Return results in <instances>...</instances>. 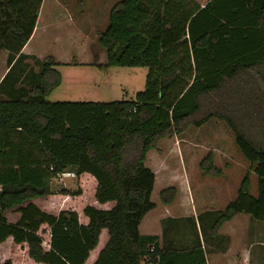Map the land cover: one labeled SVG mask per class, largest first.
<instances>
[{
  "label": "trees",
  "instance_id": "trees-1",
  "mask_svg": "<svg viewBox=\"0 0 264 264\" xmlns=\"http://www.w3.org/2000/svg\"><path fill=\"white\" fill-rule=\"evenodd\" d=\"M42 1L0 0V55L8 52L11 68L25 57ZM97 43L106 66L148 67L145 90L134 101L51 102L62 78L49 56L30 95L0 99V245L12 239L39 264H207L200 243L164 247L140 232L156 207L145 162L163 138L224 120L257 176V195L248 171L215 212L212 234L240 213L264 222V0H121ZM67 168L81 187L62 196L89 199L91 188L80 210L50 207L51 180ZM200 168L220 174L211 153ZM176 195L168 187L160 199Z\"/></svg>",
  "mask_w": 264,
  "mask_h": 264
},
{
  "label": "rangeland",
  "instance_id": "rangeland-1",
  "mask_svg": "<svg viewBox=\"0 0 264 264\" xmlns=\"http://www.w3.org/2000/svg\"><path fill=\"white\" fill-rule=\"evenodd\" d=\"M95 2L101 4V7L106 3L105 0H95ZM68 35L70 34H62L53 28L49 34L50 41L40 48L42 57L44 55L53 56L52 53H56L58 59L57 61L54 55L58 63L56 68L62 78L61 85L48 96L49 101H134L136 94L145 90L148 67L101 66L98 60L100 47L95 31L93 52L89 44L61 42L60 38L65 39ZM94 51L97 53L96 58H94ZM42 57L35 54L18 57L11 68L7 63L8 55H1L0 99L30 95L31 86L39 81L42 61L46 58ZM73 61L82 63L71 64L74 63ZM90 62L95 64H88ZM2 75H4L3 78ZM209 153L213 156L214 165L220 170L217 176L206 175L200 168L201 161ZM145 164L156 175L151 195L156 207L154 211L145 216L139 230L147 235L158 233L164 247L175 242L178 249L191 248L196 246L200 240L198 236L200 233L204 239L210 236L215 212L224 209L230 201L236 198L240 184L248 171H251V192L257 195V176L251 170V163L245 159L236 145L234 133L229 125L219 118H212L200 127L190 125L179 135H169L163 138L156 149L150 150ZM84 178L85 182H92L88 177ZM80 180L72 168H67L66 171L53 178L51 189L54 193L51 196L53 201L50 207L53 208L56 204L57 209L54 208L55 210L62 208L80 210L83 205L89 203L91 200L90 187L87 192L90 200H78L72 195L62 196L61 194V190L64 189L77 192L81 187ZM85 182H83V187ZM168 187H175L177 195L172 205L167 207L160 199V192ZM85 191L87 190L84 188L82 192ZM183 200L187 201V207L198 206L196 215L200 221L204 218V221L200 223V231L197 230L193 219L188 218L182 221L179 219L176 224L166 220L165 216L170 211L174 215L182 214L179 207ZM201 202L207 203L206 206L211 209L207 214L209 216L201 210V205H203ZM259 228L264 230V222L253 219L254 238L264 236L263 232H259ZM217 233L220 237L222 236L219 230ZM174 237L178 240L173 241ZM255 247L257 246H254V249ZM0 259L2 261L11 259L14 264H39L30 259L27 250H21L12 239L0 245ZM143 264L149 263L144 261Z\"/></svg>",
  "mask_w": 264,
  "mask_h": 264
},
{
  "label": "crops",
  "instance_id": "crops-1",
  "mask_svg": "<svg viewBox=\"0 0 264 264\" xmlns=\"http://www.w3.org/2000/svg\"><path fill=\"white\" fill-rule=\"evenodd\" d=\"M108 1L110 2L108 3ZM119 1L121 0H105L106 3L101 7V4H97L95 0H43L34 32L23 47L22 54H35L42 57L40 48L50 41L49 34L53 28L62 34H70L65 39L60 38L61 42L89 44L92 50L94 31L97 34L107 27L110 11ZM1 55H8V52L3 51ZM52 55L56 56V53H52ZM98 56V60H100L99 64L106 65L107 55L105 50L101 49ZM43 57L46 56L44 55ZM96 57L97 55L95 54L94 58ZM73 62L71 64L82 63L80 61ZM88 64L95 63L90 62ZM4 75H2V78ZM186 202L183 200L180 203L179 209L182 213L181 215H174L170 211L165 216L166 220H170L172 224H176L179 219L181 221L188 218L193 219L195 220L197 230L200 231V223L204 221V218L200 221L197 217V205L194 206L195 208H190L187 207ZM165 205L168 207L172 203ZM206 205L207 203H203L201 210L207 215L211 209ZM154 210L155 208L150 212ZM196 219H198L199 223L196 222ZM259 232H263L264 234L263 229H260ZM219 234L222 236L220 237L218 233L214 235L211 233L206 239L203 238L201 233L198 235L200 237L198 243H201L206 252L207 264H264V238H262L264 236L254 238L253 219L250 215L245 213L235 215L231 220L222 225L219 229ZM153 235L159 234L155 233ZM175 240H178V238L174 237L173 241ZM171 244H175V242ZM254 246L257 247L254 249Z\"/></svg>",
  "mask_w": 264,
  "mask_h": 264
},
{
  "label": "built area",
  "instance_id": "built-area-1",
  "mask_svg": "<svg viewBox=\"0 0 264 264\" xmlns=\"http://www.w3.org/2000/svg\"><path fill=\"white\" fill-rule=\"evenodd\" d=\"M153 250V249H152Z\"/></svg>",
  "mask_w": 264,
  "mask_h": 264
}]
</instances>
